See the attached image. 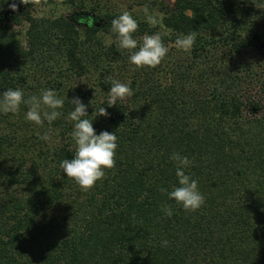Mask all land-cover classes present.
Masks as SVG:
<instances>
[{
    "label": "trees",
    "instance_id": "16d2710c",
    "mask_svg": "<svg viewBox=\"0 0 264 264\" xmlns=\"http://www.w3.org/2000/svg\"><path fill=\"white\" fill-rule=\"evenodd\" d=\"M7 1L0 94L19 88L28 99L53 89L66 99L50 125L26 121L25 104L0 113V264H264V69L248 59L254 51L264 60V0L160 3L170 61L156 77L152 68L131 71L134 94L110 108L107 78L129 69L128 52L114 43L102 49L97 32L112 33L117 15L65 0V15L37 19L26 5L4 18ZM88 13L92 28L78 23ZM23 23L20 41L13 25ZM191 31V52L176 49ZM73 97L90 119L105 108L109 116L94 117L93 127L117 136L115 167L87 192L60 169L75 155ZM174 152L191 161L185 173L205 198L195 212L159 191L179 186Z\"/></svg>",
    "mask_w": 264,
    "mask_h": 264
},
{
    "label": "clouds",
    "instance_id": "9594fccd",
    "mask_svg": "<svg viewBox=\"0 0 264 264\" xmlns=\"http://www.w3.org/2000/svg\"><path fill=\"white\" fill-rule=\"evenodd\" d=\"M41 2L42 0H19V4L33 6H38ZM9 7L13 11L17 10L15 2ZM141 11L150 27H155L161 23V18L155 13H150L147 5ZM78 23H86L88 28H92L93 19L80 17ZM138 27L137 20L127 10L111 21V32L115 34V41L119 49L128 52L129 70L156 68L169 52V48L165 46L160 32L152 35L145 34L138 42L137 39L133 38ZM196 37V31H191L187 35H180L175 40L174 47L184 53H190ZM107 79L111 86L110 91L106 94L109 108L134 94L129 86L130 82L123 83L111 77ZM65 99L59 98L53 89H44L40 95H32L28 99H24V93L19 88L7 89L0 94V113H18L20 105L25 104L28 106L24 117L26 121L36 125H43L47 121L50 125L62 115L58 109L63 108ZM69 102L72 106L74 105L68 113L67 120L73 122V130L70 135L74 141L75 155L71 160L64 159L60 163V169L66 178L75 182L80 191L87 192L95 186L97 181L104 178L106 169L115 167L117 136L114 132L108 131H101L99 135L96 134L92 119L96 116L107 118L109 113L105 108L100 107L94 117L90 119L87 114V105L83 104L79 97H73ZM40 138L47 140L48 136L45 134ZM170 160L174 162L175 176L179 186L173 187L170 192L165 188H160L159 191L166 193L169 200L174 201L186 212L199 210L205 203V198L199 191L197 180L185 173V169L191 165V161L177 152L171 154ZM163 211L168 217L173 214L170 205L165 206ZM167 245L168 241L161 242L162 247H167Z\"/></svg>",
    "mask_w": 264,
    "mask_h": 264
},
{
    "label": "rangeland",
    "instance_id": "374dc122",
    "mask_svg": "<svg viewBox=\"0 0 264 264\" xmlns=\"http://www.w3.org/2000/svg\"><path fill=\"white\" fill-rule=\"evenodd\" d=\"M55 4L52 2H49V0H42L41 4L38 6H30V14L37 18V19H44V18H49V17H53L59 13L61 14H68L72 11V6H70L68 3H65V0H54ZM78 1V0H75ZM84 1V5H85V9H94V13H98V14H115L117 15V17L122 14L123 11L127 10L129 11L133 18L137 20L138 22V29L137 31L133 34V38L137 39L138 42L141 41V38L145 35H152L156 32H160L162 35V39L163 42L165 44L166 47L169 48V50L171 51L172 47L171 45H173L170 42H165V38H163V35H166L165 29H163V27L161 26V23L158 24L155 27H150L144 18V14L141 11V9L147 5L149 8L150 13H155L158 15L159 18L162 17V12L159 10V5L160 3H167L170 4L171 0H83ZM52 3V4H51ZM26 5H24L22 7L25 8ZM6 9V6L4 5V7L2 8V15L4 18H6L7 16H9L10 14H4ZM92 13H88L86 15H80V17H91ZM94 21H97L96 18L93 19ZM86 24V23H84ZM144 25H148L147 28H145ZM25 27L26 25L23 23L20 26H15L13 25V30L16 32V37L20 39V41H23L24 38V31H25ZM143 28V31L140 29ZM97 34L99 35V37L101 38V46L102 49L106 48V46L110 43H114L115 46H117V43L115 41V34L113 33H104L102 31H98ZM254 51L249 52V54H253ZM248 57V59H252L253 62L257 63L258 65H254L252 66V70L258 71L260 69H264V60H257L256 59V55H252ZM166 61H170V59L168 60V57L165 56V58L161 61V63L156 67V68H152L151 71V75H153L154 77H156L158 75V69L159 66L163 63H165ZM161 67V66H160ZM145 70L147 71L148 68H145ZM32 71V70H29ZM160 78L159 79L162 83H168V77L169 76H163L162 73L159 74ZM91 77V74H88V76L86 77V83L91 85L93 83H91L88 79ZM31 77H28V84L32 83ZM92 80V78L90 79ZM119 81L123 82V83H128L131 81V71L129 69H126L123 71V73L120 75ZM65 85H69L68 88L70 87V83L66 82ZM69 93V92H67ZM107 94V92H105V95Z\"/></svg>",
    "mask_w": 264,
    "mask_h": 264
},
{
    "label": "water",
    "instance_id": "95a60500",
    "mask_svg": "<svg viewBox=\"0 0 264 264\" xmlns=\"http://www.w3.org/2000/svg\"><path fill=\"white\" fill-rule=\"evenodd\" d=\"M13 2H15L17 4V10L16 11H13L9 5H11ZM5 6H6V9H5V12L4 14H10V15H15L17 14L18 12H20L22 10V7L24 6L23 4H19V0H8L6 3H5Z\"/></svg>",
    "mask_w": 264,
    "mask_h": 264
}]
</instances>
